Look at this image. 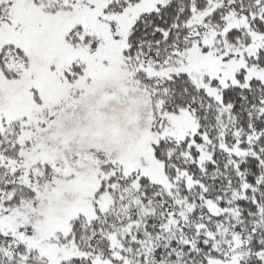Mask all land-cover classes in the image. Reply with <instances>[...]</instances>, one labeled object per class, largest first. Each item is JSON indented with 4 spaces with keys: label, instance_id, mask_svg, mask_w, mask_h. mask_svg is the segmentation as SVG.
<instances>
[{
    "label": "snow or ice",
    "instance_id": "snow-or-ice-1",
    "mask_svg": "<svg viewBox=\"0 0 264 264\" xmlns=\"http://www.w3.org/2000/svg\"><path fill=\"white\" fill-rule=\"evenodd\" d=\"M0 264H264V0H0Z\"/></svg>",
    "mask_w": 264,
    "mask_h": 264
}]
</instances>
